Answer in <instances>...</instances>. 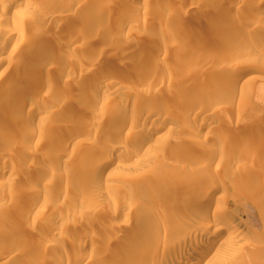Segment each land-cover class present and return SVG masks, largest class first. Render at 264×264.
Segmentation results:
<instances>
[{"label": "rangeland", "instance_id": "rangeland-1", "mask_svg": "<svg viewBox=\"0 0 264 264\" xmlns=\"http://www.w3.org/2000/svg\"><path fill=\"white\" fill-rule=\"evenodd\" d=\"M21 8L26 11L23 20L9 13L0 21V31L14 29L31 37L25 35L29 38L25 42L7 48L0 39V181L4 182L0 194H17L0 204V245H7L11 255L17 251L16 263L59 264L68 253L74 259L84 243L86 258L96 259L106 248L104 240L113 237L112 229L128 226L132 237L122 239L127 240L117 252L107 254L110 260L105 263L120 264L123 259L121 264H172L178 245L167 253L170 256L153 257L152 240L183 237L170 231L173 221L190 219V212L197 214L194 207L206 209L195 200L196 192L184 191L171 204L167 193L178 183L180 188L190 184L198 192L213 179L216 186H227L230 199L225 208L242 223L246 237L237 243L241 260L234 264H264V56L245 58L253 42L256 47L264 44V0H30ZM43 35L54 39L41 45ZM169 42L178 50L159 58ZM188 46L204 47L210 62L192 58ZM256 47L252 50L264 55V49ZM152 65L158 69L155 75ZM107 71L117 72L110 80L114 85L128 82L122 94L110 89L99 92ZM42 77L56 82L53 89L18 111L12 108L13 100L32 93ZM60 93L74 97L63 103ZM90 93L96 95L91 96L93 101L102 99L96 105H82L79 101ZM36 103L41 109L48 107L47 114L36 111ZM165 107L177 120L166 123L156 115L157 108ZM117 108L124 112L120 121L111 115ZM143 109L150 115L142 116ZM119 124L124 128L116 129ZM160 125L162 133L171 128L168 145L162 148L151 142V149L140 150L141 131ZM40 130L43 135L38 138ZM67 138L78 145L66 146ZM99 146L124 149L115 157V171L101 168L107 155L91 153ZM203 148L207 152L196 151ZM28 180L39 185L41 199L50 201L42 212L26 210L32 198L23 189ZM89 180L98 184L97 190L85 192ZM136 199L155 203L138 209ZM89 235L100 243H93ZM202 235L196 236L204 239ZM3 255L1 264L11 260Z\"/></svg>", "mask_w": 264, "mask_h": 264}, {"label": "bare ground", "instance_id": "bare-ground-1", "mask_svg": "<svg viewBox=\"0 0 264 264\" xmlns=\"http://www.w3.org/2000/svg\"><path fill=\"white\" fill-rule=\"evenodd\" d=\"M30 0H9V1H7V0H0V5H1V9L0 10H2L1 11V15H0V21H2L3 19H4V16L5 15H7V14H13L14 16L16 15L18 18H22V20H23V17H24V14H25V10L24 9H22L21 8V5H23L24 4V2H29ZM33 3H35L36 4V2H34L33 1ZM199 4L200 3H195V7H197V6H199ZM32 5V4H31ZM194 5H192V7H193ZM191 7V8H192ZM139 8L140 9H138V10H143V9H141L142 7H140L139 6ZM144 10H145V8H144ZM143 10V11H144ZM174 18V17H173ZM36 22V21H35ZM260 21H258V23H259ZM33 23V22H32ZM34 24H36V23H34ZM257 24V23H256ZM36 26V25H35ZM189 31H191V32H193V31H195V30H193V28H191V29H189ZM23 33H21L19 30H14V29H9V30H7V31H4V30H2V31H0V39H2L3 40V44H2V42L0 43V44H2V47L4 48H7L9 45L11 46L12 45V43H19V42H22V40L24 39V40H27V39H29V38H31V37H29L28 35H26V34H24V35H22ZM2 35H4V37L3 38H1L2 37ZM26 35V36H25ZM29 37V38H25V37ZM44 36V35H43ZM48 35H45L44 36V40L43 41H41L40 42V44L42 43H44V42H51L53 39L52 38H50V37H47ZM51 37H53L52 35H50ZM1 40V41H2ZM23 40V41H24ZM55 41V40H54ZM53 41V42H54ZM25 42V41H24ZM52 42V43H53ZM253 42V41H252ZM260 42V41H259ZM51 43V44H52ZM254 43V42H253ZM253 43L251 44L252 46L248 49V51H247V54L245 55V58H246V56H251V57H253V58H256V60H258L257 58L258 57H260V56H264L263 55V52H261L260 50H261V48H262V50L264 49V44L262 45H257V47L259 46L260 48H257L255 45H253ZM41 44V45H42ZM15 45V44H14ZM18 45V44H17ZM1 46V45H0ZM45 46V45H44ZM262 46V47H261ZM254 47H256L257 49H260L259 51H260V53H256L254 50H252ZM40 47H36V49H39ZM43 48V47H42ZM186 48H190V49H192V53H191V57L192 58H194V59H198L200 62H202L203 64L206 62V65H207V63H209L210 62V60H211V57H210V55H207L208 53L206 52V50H205V48L204 47H202V46H194V47H190V46H188V47H186ZM255 48V49H256ZM256 49V50H257ZM176 50H178V48H177V45H174L173 44V42H169V44L167 43V44H164L163 46H162V50H161V53H160V55H158L159 56V58H160V56L161 57H167V56H169L170 55V52H173V51H176ZM169 54V55H168ZM245 54V53H244ZM244 54L242 55V57L241 58H239V59H242L243 57H244ZM39 57H40V55H39ZM250 57V58H251ZM42 58V57H41ZM40 58V59H41ZM158 58V57H157ZM158 58V59H159ZM263 58V57H262ZM252 59V58H251ZM264 59V58H263ZM161 60V59H160ZM260 60H262L261 58H260ZM73 63V62H72ZM70 64V63H69ZM202 64V65H203ZM69 67V66H68ZM150 67V66H149ZM151 67H153L154 69L155 68H157L155 65L153 66H151ZM150 67V68H151ZM65 68H67V67H65ZM6 69V68H5ZM150 69V71L152 70V73H153V75H155L156 74V72L154 73V71H156V70H158V69ZM3 72H5V71H3ZM63 72V71H62ZM108 72V73H107ZM105 74L106 75H104L103 77H101V82H100V88H99V92L101 91V90H104V89H106V90H113L112 92H114V93H116V94H122L123 92H124V86L125 85H121V86H117V85H114V83H111V79L112 78H116L117 76H118V74H117V72H115V71H107ZM151 73V74H152ZM67 74V73H66ZM44 76V75H43ZM47 76V75H46ZM40 80V79H39ZM55 80V79H54ZM110 82V83H109ZM112 82H115V81H112ZM56 82L55 81H53V79H50V78H43L42 77V79L38 82V85L37 86H35V87H33V88H31V90L33 91L32 93H30V94H28V95H24V96H22V98L21 97H19V98H21V99H19V98H14V99H16V101L15 100H13L14 101V103H12V108H16V110L18 109V110H20L21 108H23L24 106H25V103H29L30 101H31V103L35 100L36 101V98H37V96L39 97V95H41L42 94V96H43V94L44 93H46L48 90L50 91L51 89H53V87L55 86L54 84H55ZM128 83V82H127ZM127 83H124V84H126V86H125V88L127 89ZM11 84V83H10ZM99 84V83H98ZM117 84V83H116ZM118 84H121V83H118ZM123 84V83H122ZM112 85V86H111ZM11 86H13V83H12V85ZM7 87V86H6ZM8 88V87H7ZM98 89V88H97ZM96 90V89H95ZM109 90V91H110ZM13 91V90H12ZM30 91V90H29ZM105 91V90H104ZM14 92H15V90H14ZM17 92V91H16ZM15 92V93H16ZM23 92V91H22ZM98 92V91H97ZM98 92V93H99ZM108 92V91H107ZM4 92H2V94H3ZM9 93H10V91H9ZM20 93V92H19ZM19 93H18V95H19ZM24 93V92H23ZM66 93V92H65ZM62 94V93H60V97L59 98H61L60 99V101L62 100V102L64 103V102H70V100H72L73 99V97L74 96H69V94L67 95V94ZM93 93H95V92H93ZM71 94V93H70ZM96 94V93H95ZM95 94H92L93 96L95 95ZM112 94V93H111ZM9 95V94H8ZM10 95H12V94H10ZM14 95V94H13ZM21 95V94H20ZM45 95V94H44ZM91 93H90V96H83V98H81V101H79V102H82L83 104L82 105H84V104H86V103H89V102H91V104L92 103H95L94 105H96V104H98V101H97V99H99V97L98 98H96V100H94L93 101V99H95V98H91ZM98 95V94H97ZM14 96H16V95H14ZM46 96V95H45ZM11 97V96H10ZM44 97V96H43ZM43 97H42V101L44 102V100H43ZM72 99H71V98ZM95 97H96V95H95ZM40 99H41V96L39 97ZM38 98V99H39ZM47 98H48V96H47ZM37 99V100H38ZM70 99V100H69ZM100 99H102V98H100ZM100 99H99V101H100ZM69 100V101H68ZM34 101V102H35ZM41 101V102H42ZM103 101V100H102ZM102 101H101V104H102ZM37 102V101H36ZM66 102V103H67ZM48 103H49V101H48ZM37 104V106H38V104L39 103H36ZM27 105V104H26ZM45 105V104H44ZM87 105V104H86ZM39 106H40V104H39ZM39 106H38V108H39ZM81 106V105H80ZM98 106V105H97ZM107 106V105H106ZM21 107V108H20ZM34 107H35V104H34ZM34 107H30V108H34ZM43 107V106H42ZM148 106H147V104H146V108H147ZM10 108H11V106H10ZM38 108H36V111H40V109L41 108H39V110H37ZM48 107H46V109H47ZM122 108V107H121ZM45 109V107L43 108V109H41V110H43L42 112L45 114H47V110ZM13 110V109H12ZM17 110V111H18ZM119 109L117 108V111H115V109H114V113H112L111 115H112V117L116 120V121H120L121 119H122V116H124V112L122 111L123 109H121L120 111H118ZM48 112H51V111H48ZM43 113H42V115H43ZM52 113V112H51ZM142 113L144 114H142V116H149L150 115V111H148V109H143V111H142ZM155 113H156V115L158 114V116H163V118L165 119V121L164 122H166V123H169V122H172V120H177L176 119V117L172 114V109H170V108H168V107H165V108H161V109H158L157 108V110H155ZM50 114V113H49ZM198 115V114H197ZM197 115H195V116H197ZM45 116H47V115H45ZM194 116V115H193ZM50 117V116H49ZM190 116L188 115V120L187 121H189V120H191L190 118H189ZM46 118V117H45ZM124 118V117H123ZM125 119V118H124ZM187 119V118H186ZM202 119L204 120V118L202 117ZM201 119V120H202ZM174 120V121H175ZM124 121V120H123ZM124 122H127L126 120L124 121ZM189 122H191V121H189ZM132 123H134V124H137V125H142L141 123H139L138 121H136V120H132ZM117 124V123H116ZM118 125V124H117ZM124 125V124H123ZM122 124L120 125L119 124V126L118 127H116V129L117 128H119V129H122V128H124V126H123ZM205 125V124H204ZM207 125V124H206ZM202 126H203V124H202ZM145 125H143V128L145 129ZM208 128H213V126L212 125H210L209 124V126H208ZM142 130L141 132L142 133H140V135H139V137H138V139H137V144L138 145H140V150H142L145 146L147 147L146 149L148 150L149 149V147H150V143L152 142H155L157 145L159 144V146L161 145L162 146V148H164L163 146H165L166 144L168 145V143H166V141H167V134H169V133H172V131H171V128L169 127V128H167V130H166V132L165 133H162V126L160 125V126H158V127H156V128H148V129H146V130ZM173 129V128H172ZM78 130V129H77ZM85 130V129H84ZM89 130V129H88ZM74 131V130H73ZM76 131V130H75ZM57 134V133H56ZM36 137H38V138H40L42 135H43V133H42V131L40 130V131H38L36 134ZM171 135V134H170ZM56 136V135H55ZM170 137V136H169ZM53 138H54V136H53ZM58 139V138H57ZM66 141V146H70V144H74V145H78V142H77V144L74 142V140H72L71 138H67V139H65ZM168 140H170V138H168ZM222 142L224 143L225 141H223L222 140ZM263 145H264V142L262 143ZM166 148V147H165ZM195 148V147H194ZM150 149H151V147H150ZM137 150V149H136ZM139 150V149H138ZM196 151L198 152V153H200V154H203V153H205V152H207V150H205L204 148L201 150V149H196ZM124 152V149L123 148H117V147H113L112 149H110V150H108V149H106V147H101V146H99V147H94V148H92V151H91V153H93L94 155H96V156H98V157H100V156H103V155H107L108 156V158L106 159V161L103 163V165H102V169L103 170H111V171H115V164H116V161H115V157L118 155V154H122ZM96 159V158H95ZM236 161H238V160H236ZM92 163H95V162H97V160H94L93 159V161H91ZM0 171H1V169H0ZM11 176V178L14 176L13 174H11L10 175ZM30 179V178H29ZM33 180V179H32ZM32 180H28L26 183H24V192L25 193H30L31 195H32V198L30 199V198H28V200H29V202H28V206L26 207V210H30V211H34V210H36V211H38V210H41V212H42V210H43V208H44V206H46V204L48 203V202H50L49 201V199H46V197H42V199H41V194H39L37 191H36V189H37V183L36 182H34V181H32ZM208 181L209 180H211V178L210 179H207ZM213 180V179H212ZM211 180V182H208L207 183V181H206V183H207V185L205 186L206 188H204L203 190L201 189V191H195V189H194V186H190V184H189V186L187 185H183L184 187H182V188H180V186H178L180 183H178V185H177V183H176V185L177 186H173V187H170V190L168 191V193H167V195H168V200H169V202L168 203H170L171 204V202H172V199L174 200L175 199V197L176 196H178L179 194H183L184 193V191L185 192H188V193H193V192H196V194H198V198L197 199H195V200H198V202H199V204L201 205V206H204L205 207V209L206 210H202V208L200 209V207L198 206V208L196 207H194V209L195 210H198V211H195L194 209V212H197V214L196 215H194L193 214V211H192V214H191V212H190V214H189V216L191 215V218L190 219H187V218H176V220L175 219H173V220H175V221H173V223L171 222V219L172 218H170V223H172V229H170V231L172 232V231H174L175 233H177L176 231H179L178 233L179 234H183L182 236L183 237H179V239H177V236H174V238H172V240H165V239H163L162 238V240L160 239V237H157V238H154L152 241L153 242H151V247H152V250H153V252H151V253H153V257L154 256H156V254L158 255V256H160V258H162V257H164L165 258V256L166 255H168V256H170L169 254H171L173 251H172V247H175L176 245H178V247H179V249L180 250H178L177 252V255H176V252H175V256H174V254H173V256H172V261H173V263L172 264H234V263H236V262H238V261H240L241 260V252H240V249L238 248V244H240V243H238V242H240L241 240H243V239H245L246 237H245V233H244V231L242 230V223L241 222H238V221H235V220H233V218H232V216L227 212V208H225V204L229 201V199H230V196H228L227 197V193H229L227 190V186L225 187V185H223L222 183H218L217 184V186H216V184L213 182ZM4 182L3 181H0V185L1 184H3ZM88 184L86 185V188H85V192L86 191H88L90 188H94L95 187V189L97 190V187H96V185L98 186V184L97 183H95V181H91V180H89L88 182H87ZM37 184V185H36ZM69 184V183H68ZM240 184V183H239ZM181 186H182V184H180ZM219 185V186H218ZM241 186H245L246 184H244L243 185V183H241L240 184ZM238 186V185H237ZM247 186V185H246ZM38 187H39V185H38ZM163 187H161V189H162ZM163 190V189H162ZM221 190V193H222V195H220L219 197L217 196V193L219 192ZM109 191V190H108ZM21 193V192H20ZM19 193V194H20ZM108 193V192H107ZM106 193V194H107ZM23 194V193H22ZM109 195H110V191H109ZM230 195V194H229ZM15 196H17V194H13V195H1L0 194V204H4L5 202H8L9 200H12L13 199V197H15ZM111 196H113V194H111ZM111 196H108L109 198L111 197ZM23 198H24V196H23ZM112 198V197H111ZM111 198H110V200H111ZM116 198V197H115ZM115 198H113L114 200H113V202H116L117 200L115 199ZM233 198H234V196H233ZM108 200V199H107ZM135 202L137 201V202H139V204H137V207H138V209L139 208H142V207H145V209H146V206H148V205H151V204H153V203H155L154 201H151V200H147L146 201V203H142V202H140L139 200H134ZM52 202V201H51ZM54 202V201H53ZM112 202V201H111ZM197 202V203H198ZM58 203V202H57ZM106 203V202H105ZM49 204V203H48ZM47 204V206H49ZM51 204V203H50ZM53 204H56V203H53ZM59 204V203H58ZM107 204H108V202H107ZM142 205V206H141ZM159 205V204H158ZM55 207V206H54ZM90 207H91V205H90ZM85 208V207H84ZM143 209V208H142ZM142 209H140V210H142ZM182 208H180V210H181ZM139 210V211H140ZM77 211V210H76ZM85 211V210H84ZM87 211V210H86ZM182 211V210H181ZM74 212V211H73ZM146 212V211H145ZM81 213V212H80ZM76 214V213H75ZM78 214V213H77ZM76 214V215H77ZM141 214V213H140ZM143 214V213H142ZM79 217V216H78ZM143 217V216H142ZM156 218H157V216H156ZM155 219V218H154ZM164 219V218H163ZM165 220V219H164ZM163 220V221H164ZM165 221H167V220H165ZM147 222V221H146ZM158 222H159V220H158ZM161 222H162V220H161ZM164 223V222H163ZM163 223H161V224H163ZM166 223V222H165ZM160 225V224H159ZM159 225L157 224V226L159 227ZM167 226H168V223L166 224ZM16 226H17V224H16ZM141 226V225H140ZM144 226V225H143ZM160 226H162V225H160ZM163 226H164V224H163ZM20 227V226H19ZM119 227H121V226H119ZM118 226H117V228H119ZM17 227H15V230H17L18 231V233H21L22 231H21V229L19 230L18 228L16 229ZM129 227L128 226H124L123 228L121 227V228H119L118 230L115 228V229H112L113 230V237L110 235H108V240H104V243H105V241H106V244H104L105 245V250L104 251H102L103 253H101V255H98L97 257H95L96 259H92V258H88V264H112V263H105L106 262V260L107 259H109V258H107V254H109V252H112V251H115V252H117L118 251V248H119V246H120V244H121V242H122V239H125L127 236H129V238H131L132 237V235H131V237H130V235H129V232H130V230L128 229ZM13 229V228H12ZM146 229V228H145ZM115 230H116V232H115ZM24 231V230H23ZM129 231V232H128ZM142 231V230H141ZM140 231V232H141ZM13 232H15L14 230H13ZM132 232L134 233V236L137 238V236L135 235L136 234V232L134 231V230H132ZM139 232V233H140ZM145 232V231H144ZM181 232V233H180ZM183 232V233H182ZM25 233V232H24ZM23 233V234H24ZM131 233V232H130ZM138 233V232H137ZM141 233H143V232H141ZM174 233V234H175ZM199 233H201V234H203V235H205V238L204 239H199L198 238V236H196L197 234H199ZM25 234H27V233H25ZM31 234V233H30ZM147 234V233H146ZM29 235V234H28ZM27 235V237L29 238V236ZM96 235V234H95ZM95 235L94 236H90L89 235V237H90V239H91V241H93V243H95V242H97V238L95 237ZM139 235V234H138ZM141 235V234H140ZM178 235V234H177ZM202 235V236H203ZM133 236V237H134ZM142 236V235H141ZM149 236V235H148ZM152 236V235H151ZM263 236V235H262ZM26 237V236H25ZM31 237V236H30ZM110 237H112L111 239H110ZM138 237H140V236H138ZM144 237V236H143ZM142 237V239H144ZM175 237H176V239H175ZM200 237V236H199ZM59 238V237H58ZM98 238H100V237H98ZM106 238V237H105ZM135 238V239H136ZM89 239V238H88ZM104 239V238H103ZM139 239V238H138ZM137 239V240H138ZM59 240V239H58ZM99 240V239H98ZM127 240V239H126ZM125 240V241H126ZM149 240V239H148ZM57 241V240H56ZM90 241V240H89ZM125 241H123L124 243H125ZM130 241V240H129ZM134 241V240H133ZM217 241H219L218 243H217ZM48 242V241H47ZM58 242V241H57ZM56 242V243H57ZM67 242V241H66ZM65 242V243H66ZM85 242V241H84ZM122 242V243H123ZM138 242V241H137ZM142 243L143 242H145V241H141ZM244 242V241H243ZM49 243H51V242H49ZM55 243V242H54ZM97 243H100V242H97ZM150 243V242H149ZM238 243V244H237ZM242 243V242H241ZM67 244V243H66ZM82 244V243H81ZM140 244V243H139ZM48 245V244H47ZM46 244H45V246H47ZM58 245V244H57ZM90 245H91V243H90ZM5 246V245H4ZM4 246H1L0 245V254H5V256H11V260H12V258L14 257V253H17V251L16 252H14L13 250V254L11 255V253L12 252H10L9 250H11V249H9L8 248V246L6 245L5 247L6 248H4ZM22 246V245H21ZM59 246V245H58ZM62 246V245H61ZM65 246V245H64ZM88 246V244L87 243H84V244H82V246H80V248L78 249V251H77V253L75 252V254H73L74 255V259H70L69 258V253L67 254V253H65V254H67L68 255V257L67 258H62L61 256V259H59V260H61L60 262H59V264H85V260L87 259L86 258V255H85V253H84V250L86 249V247ZM94 246V245H93ZM103 247V246H102ZM138 248H139V246H137ZM241 247V246H240ZM16 248V247H15ZM23 248H24V245H23ZM23 248H21L20 247V249L22 250V252H21V250H20V252L21 253H26L25 251H24V249L26 248L27 250H28V248L26 247V245H25V248L23 249ZM91 248H93V247H91ZM141 248V247H140ZM12 249H13V247H12ZM75 248H73V250H74ZM143 249V248H142ZM151 249V248H150ZM171 249V250H170ZM16 250V249H15ZM45 250V249H44ZM90 250V249H89ZM92 250V249H91ZM100 250H101V248H100ZM99 250V251H100ZM134 250V249H133ZM135 250H136V248H135ZM141 250V249H140ZM242 250V249H241ZM19 251V250H18ZM24 251V252H23ZM43 251V250H42ZM42 251H39V255H41L40 257H41V259L42 260H46V258L45 257H43L42 258V254H43V252ZM75 251H76V249H75ZM94 251V250H93ZM122 251V250H121ZM120 251V252H121ZM137 251V250H136ZM145 251V250H144ZM172 251V252H171ZM41 252H42V254H41ZM45 252V251H44ZM92 251H90V253H91ZM95 252V251H94ZM93 252V253H94ZM124 252H125V250H124ZM141 252V251H140ZM139 252V254H137V255H140L141 253ZM169 252H171V253H169ZM71 253V252H70ZM74 253V252H73ZM127 253H131V252H127ZM145 253L146 252H142V254H144L145 255ZM166 253V254H165ZM167 253H169V254H167ZM96 254H98V251H97V253ZM112 254H113V252H112ZM134 254V253H133ZM147 254V253H146ZM155 254V255H154ZM44 255H46V252H45V254ZM61 255V254H60ZM72 255V254H71ZM72 255V256H73ZM93 255V254H92ZM129 255V254H128ZM136 255V254H135ZM136 255V256H137ZM2 256V255H1ZM4 255H3V257H5ZM17 256V255H16ZM111 256H113V255H111ZM136 256H134V257H136ZM143 256V255H142ZM141 255H140V257H142ZM146 256V255H145ZM144 256V257H145ZM148 256V255H147ZM167 256V257H168ZM64 257H65V255H64ZM117 256H115L114 258H116ZM137 257H139V256H137ZM150 257H151V255H150ZM149 257V258H150ZM17 257H15V259H14V262L16 263V261L15 260H17V262H19L18 261V259H16ZM86 258V259H85ZM1 259V258H0ZM127 260H128V258H126ZM135 259H137V258H135ZM146 259H147V257H146ZM10 257H9V259H8V261H9V263H10ZM20 260V259H19ZM110 260V259H109ZM114 260V259H113ZM116 260H118L117 258H116ZM141 260V259H140ZM161 260V259H160ZM8 261H7V263H5V264H9L8 263ZM44 261H42V262H44ZM126 261V260H125ZM125 261H123V259H122V262H125ZM130 261V260H129ZM132 261H134V259L132 260ZM146 261V260H145ZM150 261V260H149ZM171 261V260H170ZM12 262L13 261H11V264H12ZM109 262V261H108ZM122 262H120V264L122 263ZM4 263H2V264H4ZM15 263H13V264H15ZM128 263V262H127ZM134 263V262H133ZM142 263V262H141ZM1 264V263H0ZM17 264V263H16ZM20 264V263H19ZM130 264V263H129Z\"/></svg>", "mask_w": 264, "mask_h": 264}]
</instances>
